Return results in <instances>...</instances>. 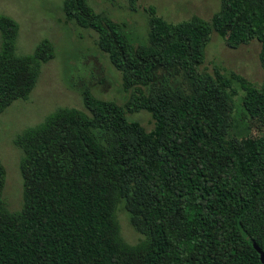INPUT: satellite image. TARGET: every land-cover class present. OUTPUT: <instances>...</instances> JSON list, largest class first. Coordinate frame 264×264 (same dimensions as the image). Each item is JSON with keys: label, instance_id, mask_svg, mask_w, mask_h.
<instances>
[{"label": "trees", "instance_id": "obj_1", "mask_svg": "<svg viewBox=\"0 0 264 264\" xmlns=\"http://www.w3.org/2000/svg\"><path fill=\"white\" fill-rule=\"evenodd\" d=\"M132 9L138 0H127ZM148 43L88 0H64L66 22L98 33V46L122 74L125 105L78 87L86 110L61 106L14 139L23 152V205L11 212L0 161V264H264V86L216 69L201 72L211 34L231 48L256 39L264 70V0H221L210 21L170 22L154 5ZM19 23L0 13V114L26 100L42 65L55 57L44 38L17 53ZM263 127L235 138L231 94ZM146 110V131L126 111ZM143 238L128 243L118 204Z\"/></svg>", "mask_w": 264, "mask_h": 264}, {"label": "rangeland", "instance_id": "obj_2", "mask_svg": "<svg viewBox=\"0 0 264 264\" xmlns=\"http://www.w3.org/2000/svg\"><path fill=\"white\" fill-rule=\"evenodd\" d=\"M64 0H0V13L15 18L20 27L17 53L34 51L44 38L55 46V57L44 63L28 99H17L0 114V161L6 170L3 199L6 207L17 211L23 205V177L20 171L22 150L14 139L26 127L36 125L61 106L86 110L78 87L87 84L101 99L125 105L131 90L125 91L122 74L108 55L98 46V33L74 22H66ZM96 12L127 25V32L135 44L148 43L149 16L146 7L154 5L157 13L170 22H180L199 16L210 21L220 8L221 0H138L132 9L127 0H88ZM1 44V34H0ZM261 44L253 39L237 48L229 47L216 32L211 34L206 47L201 72L213 74L216 69L231 76L240 75L256 86H264V70L260 63ZM231 94V137L257 136L263 127L251 118L242 106L245 93L236 78L228 88ZM87 111V110H86ZM129 121H138L146 131L155 127V120L146 110L126 111ZM123 199L117 207V218L123 238L130 244L138 243L143 234L131 223V213Z\"/></svg>", "mask_w": 264, "mask_h": 264}, {"label": "water", "instance_id": "obj_3", "mask_svg": "<svg viewBox=\"0 0 264 264\" xmlns=\"http://www.w3.org/2000/svg\"><path fill=\"white\" fill-rule=\"evenodd\" d=\"M254 247L261 254V259H262V261H264V252H263V250L256 243H254Z\"/></svg>", "mask_w": 264, "mask_h": 264}]
</instances>
